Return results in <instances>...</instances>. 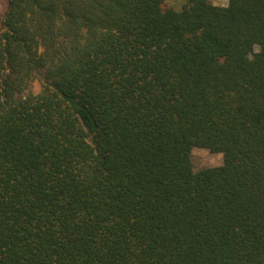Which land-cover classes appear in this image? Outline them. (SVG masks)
<instances>
[{"label":"trees","instance_id":"trees-1","mask_svg":"<svg viewBox=\"0 0 264 264\" xmlns=\"http://www.w3.org/2000/svg\"><path fill=\"white\" fill-rule=\"evenodd\" d=\"M227 1L4 0L0 264H264V0Z\"/></svg>","mask_w":264,"mask_h":264},{"label":"rangeland","instance_id":"rangeland-1","mask_svg":"<svg viewBox=\"0 0 264 264\" xmlns=\"http://www.w3.org/2000/svg\"><path fill=\"white\" fill-rule=\"evenodd\" d=\"M187 2V0H163L162 8L163 9H180ZM213 3L219 5H226L227 0H212ZM4 7V0H0V9ZM42 88V81L39 75H36L35 78L31 81L28 90H33L35 92L40 91ZM223 153L222 152H213L208 148L195 146L192 150V161L194 169L200 170L208 166H217L223 163Z\"/></svg>","mask_w":264,"mask_h":264}]
</instances>
